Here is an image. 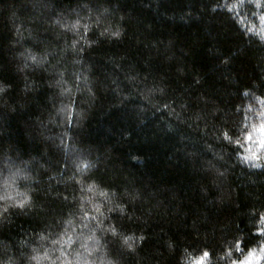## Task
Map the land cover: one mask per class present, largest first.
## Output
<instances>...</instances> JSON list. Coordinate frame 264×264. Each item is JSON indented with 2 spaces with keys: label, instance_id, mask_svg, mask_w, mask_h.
<instances>
[{
  "label": "trees",
  "instance_id": "16d2710c",
  "mask_svg": "<svg viewBox=\"0 0 264 264\" xmlns=\"http://www.w3.org/2000/svg\"><path fill=\"white\" fill-rule=\"evenodd\" d=\"M254 2L111 0L89 13L77 0H49L47 7L34 0H0V197H9L0 207H11L25 195L35 204L28 215L12 214L0 226V259L15 260L19 249L25 257H40L30 264H235L264 243V148L255 163L243 159L246 141L260 123L256 116L264 109V40L245 24L255 22ZM97 17L101 27L93 22ZM77 19L80 32L84 24L92 26L90 46L79 54L82 64L73 65L69 54L66 79L78 72L83 94L90 87L98 99L81 126L69 127L65 118L80 111L70 102L81 92L71 79L64 85L70 93L49 88V74L29 57L59 58L61 47L73 38L62 24ZM104 28L108 33L101 36ZM129 72L138 74L139 87L125 80ZM113 80L124 81L128 89L121 84L123 90L111 92ZM154 85L164 87L165 94L149 93ZM173 99L179 118L162 109ZM181 103L190 106L181 109ZM137 114L147 123H140ZM97 158L102 163L95 168L77 171L76 164L82 169ZM64 159L69 168L60 175L56 162ZM76 181L85 188L96 185L97 192L126 185L120 187L128 193L125 199L142 193L149 181L155 185L159 194L141 195L135 202L139 219L110 221L124 236H147V245L130 241L132 252L121 238L96 229L102 247L88 255L81 244L93 249L87 237L95 222L84 220L88 228L83 227V212L74 205L81 196L105 201L95 192H81ZM119 198L117 193L114 199ZM80 202L94 214L87 199ZM129 209L133 214L132 205ZM41 230L53 235L33 253ZM236 238L244 241L239 247ZM52 239L60 242L52 244ZM108 240H116L124 255H112ZM203 251L211 255L202 257ZM19 264L29 261L21 258Z\"/></svg>",
  "mask_w": 264,
  "mask_h": 264
},
{
  "label": "snow or ice",
  "instance_id": "6c2138e0",
  "mask_svg": "<svg viewBox=\"0 0 264 264\" xmlns=\"http://www.w3.org/2000/svg\"><path fill=\"white\" fill-rule=\"evenodd\" d=\"M48 3H49V0H34V4L36 6H39V7H47ZM77 3L83 9H86L89 11V13H91V11L93 9L98 11V7L102 6L103 3H111V0H77ZM101 15H103V14L101 13ZM87 19H91V16L89 15V17H87ZM93 22L95 23V25L97 27L102 26V21H101L100 17H97ZM57 23H61V21L58 20ZM62 27L66 30L65 35H67V33H72L73 38L71 39L70 44L65 42V44L61 47V49H60L61 54H59V58H57V56H53V60H49L47 53L39 59L36 55H31L29 58L34 62L36 67L42 68L43 72L49 74L51 79H50V82L48 84V87L49 88H52V87L60 88V94L61 95H64L65 93L71 92V89L65 87L64 85L68 84L69 79L72 80L76 91L81 92V95L72 99L69 106L76 105L78 108H80V111L78 113H76L74 116H72V118L66 117L65 123L69 127H71L73 125V123H76L77 126H81L80 121H82L83 119L86 118L84 113L87 110H90L95 106L98 98L95 95V93L92 91V88H90V87L86 88L88 95L85 96L83 94V92L81 91L80 84L76 83V81H79L81 79L78 72H74L72 74V76L68 77L67 79H66V73L68 72L69 54H71V56H72L71 63L73 65L82 64V58L80 57L79 54L82 52H85L86 47L90 46V42L87 38V33L89 31H92V26L90 24H84L82 26L83 32H80L79 31L80 19H77L75 21V23H72L71 25H69L67 23L62 24ZM107 33H108V29L104 28L103 31L100 32V35L103 36ZM110 35L113 37H118L120 35V33L119 32H111ZM81 42H83V44ZM92 43H94V42H92ZM53 61H55V62H53ZM223 62L228 63L229 62L228 58H224ZM25 67H27V65H25ZM145 71H148V69L145 68ZM137 75L138 74H132L131 72H129L125 76V80L132 82L135 87H139V84L135 83L137 80ZM149 75H152V73L149 72ZM144 80H145V84H146L147 76L144 78ZM195 82L197 84L200 83V81L198 79ZM121 84H124V81L118 82L116 80H113L112 85H114V87H110L109 90L113 93L118 94V90H123V89H121ZM96 87L99 88V85H97ZM124 89H128L127 84H124ZM3 91H4V88H0V92H3ZM129 91H130V89H129ZM147 91L149 93H155L158 91L161 94H165V88L159 87L158 85H154L152 88H148ZM146 99H148V98L146 97ZM149 102H151V101L149 100ZM209 102H210V98L204 99V103L206 106L208 105ZM122 103H123V101H122ZM175 103H176V100H174V99L171 101V103L164 102L162 104V109L167 110L168 115L174 114L177 116V118H179L180 114L175 111L174 107H172V105ZM83 105H87V109L83 108L82 107ZM124 106L127 107V105H124ZM187 106H190V105H186L184 103L179 104V107L181 109H184ZM60 111H65V109L62 108ZM156 111H161V108H159V107L156 108ZM213 118L217 119V120L220 119L219 116H215ZM137 119L140 120V123H144V124L147 123V121L141 119L138 114H137ZM182 122L183 121H181V123ZM262 127H264V126H262ZM129 135H130V133H129ZM223 138L229 139V140L231 139L229 133H227V132L223 133ZM250 138L251 137H249V139ZM63 143H64V141H63V139H61V144H63ZM262 143H264V142H262ZM177 150H179V149H177ZM190 155L194 156L195 153H190ZM131 158L132 159H138V157H136V156H133ZM250 158L251 159H259L260 157L255 156V157H250ZM56 163H57L56 171L60 175L64 174L63 169L69 168V164H68L67 159L58 160ZM98 163H102L100 158H97L96 163H91V162L84 163L83 168L81 169L80 165L76 164L75 160L73 161V164H76L77 171H83V170H89L91 168H95L96 164H98ZM75 174L76 173L73 172V175L69 176L68 179H72L75 176ZM76 183L81 184V188H80L81 192H85V191L95 192L99 197H103L104 201H105L104 204H101L99 202H94L85 196H81L79 198V200H76V198L74 197V200H76L74 207L80 209L83 212V216L81 218V223L83 224V227L88 228V224L83 223L84 220H89V221L95 222L94 228L90 229L91 234L87 237L88 240L93 241V245H94L93 249L89 250V246L86 243L81 244V247L84 248L85 252H87L88 255H91L92 251H97V250H99L100 247H102L100 245L99 238L95 234L96 229H99L102 233L105 234V236L110 235L112 237L121 238L123 240L124 246H126L132 252H135V248L133 247V244L130 243V241H134L135 239H138L142 245H145V246L147 245V241H148L147 236L141 235L138 238H134L133 236H124L122 233L118 232V228H117L116 224H113L110 221H113V220L122 221L124 219L133 220L134 218L139 219L138 217H134L135 202L138 199H140L141 195H148L151 192H155V193L159 194V189L155 185H153L149 181L147 186L143 189L142 193L132 194L129 196V198L125 199V196L128 195V193L127 192H120V187L126 188V185L117 186L116 184H112V185L106 186L107 190H105L104 188H101L97 192V186L96 185L89 184L85 188L83 186L82 181H76ZM201 189L204 190L203 185H201ZM56 192H57V196L60 197L61 194L59 193V190H56ZM117 193H119V195H120V198L118 201L114 199L115 197H117ZM46 195L51 196V192L46 193ZM164 195L166 197L168 195H170V193H168L167 189L165 190ZM8 199H9V197H7V196L0 197V201H7ZM62 199L64 201H67L68 196L63 195ZM86 199L88 200V203L91 205V210L94 214H90V212L88 210H85V205L80 202V201H83ZM204 199H207V193L206 192L204 195ZM129 205L133 206V209H132L133 214H129L130 213ZM34 207H35V204L32 203L31 198H29L26 195L18 203L12 204L11 207H8V206L0 207V226L8 223L10 215H12V214L28 215L29 211H31ZM16 209H18L19 211L18 212L14 211ZM39 211L43 212L44 209L40 208ZM106 212L111 214V215L106 216L105 215ZM36 214L39 215V212H37ZM261 219L264 220V216H262ZM68 223L72 224L73 221L69 220ZM106 223H107V227H105ZM261 231L264 232V229H262ZM63 234H66V232ZM52 235H53L52 232H49L48 235H44L43 230H41L40 232H37L35 235V238H34V242H38V244H37V247L32 248V252L36 253V252L40 251L41 249H43V242L48 240L49 237ZM59 242L60 241L57 239L51 240L52 244H57ZM27 243H28L27 241L22 242L21 247H23ZM68 243H72L71 237H69ZM106 243L108 245H112V249H111L112 255H115V256H123L124 255V253L121 251L120 247L116 246V243H117L116 240H108ZM243 243H244V241L240 240L239 238H236V240H234V246L239 247V245L243 244ZM168 247L170 248L171 244H169ZM18 252H19L20 257L25 258L24 252L19 251V249H18ZM5 254H6V252H5ZM61 255L62 256L65 255L64 250H61ZM77 255H79V253H77ZM210 255H211V253L209 251H203L202 257H209ZM26 258L29 260H39L40 259V257L38 255H29ZM45 258H47V252H45ZM0 264H3L2 259H0ZM85 264H89V262L86 260ZM201 264H202V261H201Z\"/></svg>",
  "mask_w": 264,
  "mask_h": 264
},
{
  "label": "rangeland",
  "instance_id": "374dc122",
  "mask_svg": "<svg viewBox=\"0 0 264 264\" xmlns=\"http://www.w3.org/2000/svg\"><path fill=\"white\" fill-rule=\"evenodd\" d=\"M254 1L258 8L256 13L252 15V19H254L255 22L253 21L254 23H251L245 21V24L248 26L249 30L256 32L264 40V13L262 12L264 1ZM248 2L253 3V0H248ZM258 114L256 118L260 119V123L251 131V135L249 136L251 138H248L246 141L245 156H243L245 161L251 163H255L257 159H251L250 157H261V151L264 148V143H262L264 142V127H262L264 126V109L262 108L259 110ZM235 264H264V243L258 248L251 250L241 262Z\"/></svg>",
  "mask_w": 264,
  "mask_h": 264
},
{
  "label": "clouds",
  "instance_id": "9594fccd",
  "mask_svg": "<svg viewBox=\"0 0 264 264\" xmlns=\"http://www.w3.org/2000/svg\"><path fill=\"white\" fill-rule=\"evenodd\" d=\"M101 251H102V249H101ZM21 258L22 257H20V256H18L15 260H12L11 258H9V261H3V264H19V261ZM25 259H27V258L25 257ZM27 260L29 261V264H30V260L29 259H27ZM92 264H96V261L94 260L92 262ZM101 264H102V262H101Z\"/></svg>",
  "mask_w": 264,
  "mask_h": 264
}]
</instances>
